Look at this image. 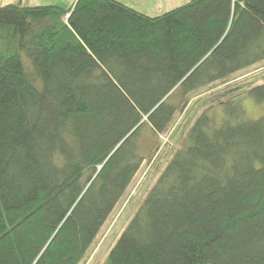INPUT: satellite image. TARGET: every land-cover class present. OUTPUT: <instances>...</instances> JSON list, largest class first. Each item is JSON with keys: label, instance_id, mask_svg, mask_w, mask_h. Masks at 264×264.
I'll list each match as a JSON object with an SVG mask.
<instances>
[{"label": "trees", "instance_id": "obj_1", "mask_svg": "<svg viewBox=\"0 0 264 264\" xmlns=\"http://www.w3.org/2000/svg\"><path fill=\"white\" fill-rule=\"evenodd\" d=\"M262 61L264 0L0 4V264H80L145 125L163 135L192 93ZM230 99L219 125L194 120L106 264H264V117Z\"/></svg>", "mask_w": 264, "mask_h": 264}, {"label": "rangeland", "instance_id": "obj_2", "mask_svg": "<svg viewBox=\"0 0 264 264\" xmlns=\"http://www.w3.org/2000/svg\"><path fill=\"white\" fill-rule=\"evenodd\" d=\"M75 1L0 0V4L20 2L23 5L31 6L58 5L63 8H70ZM121 1L145 14L155 16L169 11L187 0ZM262 83H264V61L192 93L188 108L184 104L180 105V110L163 135L157 136L149 126L145 125L141 133V148L145 160L126 194L108 218L97 240L80 264H106L112 247L129 220L157 181L173 152L183 144L191 124L204 109L213 116L215 123L219 125L228 114L221 102L226 100L231 102L230 98H233L234 101H239L242 104L246 118L264 117V100L259 101L249 93L250 88Z\"/></svg>", "mask_w": 264, "mask_h": 264}, {"label": "crops", "instance_id": "obj_3", "mask_svg": "<svg viewBox=\"0 0 264 264\" xmlns=\"http://www.w3.org/2000/svg\"><path fill=\"white\" fill-rule=\"evenodd\" d=\"M183 1H184V0H183ZM183 1H182V2H183ZM187 1H188V0H187ZM177 4H178V3H177ZM183 4H184V3H183ZM180 5H182V4H180ZM178 6H179V5H178ZM181 105H182V104H181ZM140 143H141V140H140ZM141 149H142V148H141ZM142 152H143V151H142Z\"/></svg>", "mask_w": 264, "mask_h": 264}]
</instances>
